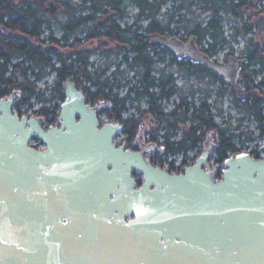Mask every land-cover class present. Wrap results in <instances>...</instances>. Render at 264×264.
Instances as JSON below:
<instances>
[{
    "label": "water",
    "instance_id": "obj_1",
    "mask_svg": "<svg viewBox=\"0 0 264 264\" xmlns=\"http://www.w3.org/2000/svg\"><path fill=\"white\" fill-rule=\"evenodd\" d=\"M183 47L179 59L226 76L194 38ZM65 88L60 125L47 129L14 111L15 94L0 99V264H264V157L237 152L218 177L206 139L170 172L146 155L155 146L118 144L122 123L101 124L74 82Z\"/></svg>",
    "mask_w": 264,
    "mask_h": 264
},
{
    "label": "trees",
    "instance_id": "obj_2",
    "mask_svg": "<svg viewBox=\"0 0 264 264\" xmlns=\"http://www.w3.org/2000/svg\"><path fill=\"white\" fill-rule=\"evenodd\" d=\"M51 1L57 3L58 9H62V14L66 16L64 21H58L57 19L52 20L48 16V13L54 14V12L58 10L56 9L51 12L46 9V6ZM132 1L138 6V14L136 17L148 19V23L145 25H143V23H138V28L140 30L142 29V31L137 34L132 24L123 25L116 23L114 19L107 29V32L101 33L100 37L105 36L108 40L112 41L117 39L124 44L121 49L123 58L122 60L118 59L119 63L117 67L118 69H123L119 67L121 61L129 65V67L137 65L141 70L140 75L142 74V82L138 84L139 82L134 80V78H129L127 83V86L129 85L127 94L125 96H119V93L118 95L112 93V97L110 98L112 105L105 109L106 112L115 118L121 119L122 112L130 99L132 101H139L145 98L148 105L147 109L143 110L141 116L139 118L137 116L134 118L132 117L130 121L124 122V132L126 134L138 135L142 133V130H144V133H147L151 129H160L163 126L165 130L159 135L161 141L159 146L161 148H167L166 151L171 150L174 152L195 148L198 143L204 142L209 138L215 146V151L218 155V164L223 165V161L227 157V151L233 149L235 151L236 147L233 140L237 136L233 131L231 132V128L233 127L230 124H228V126H221L214 121V113L211 107L223 104V100H219L217 104L212 105V103L208 101V95H205L200 104L195 103L193 100L188 99L186 92H182V87L173 83L172 76L167 77L165 80L162 79L160 74L162 68H158L155 65L158 59H153L154 54H151V50L149 49L150 45L146 36L152 30L163 29L161 23L164 14L161 16L159 15L160 17L157 15L166 0ZM216 1L215 5L207 1L206 4L202 6L204 9H208L205 13L208 18L204 26L202 25L201 19L198 18V15L197 19H193L194 9L192 10L189 8L188 13L181 12V10L186 7L185 0H182L178 5L174 6L175 12H180L181 18L179 19L181 22L185 21L187 18L190 24L193 23L190 34L191 37L195 39L196 43L201 39H205L206 36L211 38L210 41L206 40L207 47L205 48V52L207 54L212 53L218 44L221 45L226 41L220 21V6L222 7L223 5L225 8H228V14H230L231 8H236L237 6L235 0ZM124 4L125 0H79L77 3L73 0H0V23H5L10 29V32L14 33L8 42L4 41L5 36L0 33V80L5 79L4 73L7 70V68L3 69L2 67V65L5 64V61L2 62L3 52L9 48L12 54L17 52V55L22 56V59L15 63H13V60L11 61L12 69L9 78L11 88L19 89L23 95V100L19 102L18 106L30 102V98L37 93L35 90L36 79H31V75L34 76L36 72L35 69L37 65L41 64L45 67L53 66L52 57L48 55L50 48L42 50L37 44H31L27 38L28 36H30L31 40L38 38L43 33L44 28L46 26L50 27L52 23H73L74 26H77L79 23H99V19L101 18L98 17H102L105 5H107V7L111 6L112 10L116 11L118 16L124 17L126 14ZM109 9H107V11ZM166 12L168 13L169 11ZM205 14H203V16H205ZM133 23H137V20ZM181 26V23H177L178 29L182 28ZM170 29L171 31L174 30L172 27H170ZM52 36L53 32L50 30L48 37ZM93 36L95 35L92 34V37ZM76 52L80 55L75 60L76 62H80L78 64L80 70L76 74V78H78L85 72L86 59L90 52L83 50V47L79 50L76 49ZM153 61L156 66L154 67L155 70L153 68ZM27 62L31 64L25 66ZM182 68H184V71L188 75L195 71H199L203 77L204 75H209L226 83L225 79L220 77L216 71L204 63L197 65L189 59ZM263 68L264 65H262L260 69H253L251 72H243V83L244 86H246L245 101L241 98L232 96V94L230 95L227 88L221 87L220 83H216L219 97L224 98L227 94L232 96L231 99L233 101L235 100L240 110L245 108L250 112L249 114L254 115L262 134H264V95L261 94L262 91L260 86L264 85V76L261 77L259 81H256L255 77ZM152 70L160 74L159 76L154 75L153 87H151L152 78L149 80V77L152 76ZM18 71L19 74L17 73ZM66 74L67 72L63 73V78H65ZM158 81L160 82L158 83ZM187 81L188 80H186L184 84L187 83ZM207 86L209 85L204 84L203 86L200 84V90L204 92ZM187 92L189 94V91ZM175 93L180 94V101L174 105L171 111H165V101L171 99ZM190 93L192 95V91H190ZM249 100L251 102H249ZM179 131L181 137L177 139L175 136ZM217 176H220L219 172Z\"/></svg>",
    "mask_w": 264,
    "mask_h": 264
},
{
    "label": "flooded vegetation",
    "instance_id": "obj_3",
    "mask_svg": "<svg viewBox=\"0 0 264 264\" xmlns=\"http://www.w3.org/2000/svg\"><path fill=\"white\" fill-rule=\"evenodd\" d=\"M199 3L205 5L207 1H210V4L215 5L216 0H198ZM237 2L236 8L230 9V14L227 13V9L222 5L219 8V15L221 17V23L223 19L232 20L234 23H237L233 30L235 33V37H242L245 41V45H243L241 52L237 51V48H231L228 53H225L223 57L220 55L221 45L218 44L212 53H208L210 58H214L213 62L217 65L222 66L224 68V74L226 76H221L226 80V83H223L218 78L204 75V77L199 73V71H195L191 74H186L184 68L182 66L186 63L188 59L182 58L179 59L177 54L173 49L181 50L184 48V45L188 43L185 40V36L181 33V28L178 27L171 31V24L169 23H181V15L176 16L175 7L167 13H164V18L162 19V28L158 30H152L146 38H148V42L150 45L151 54H154L153 59H158L155 63L166 60L165 55H169L168 63L173 65L171 71H161V77L163 80L167 79V77H173V83L178 84V80L186 81L189 77L195 78V83L198 89L200 90V84L204 86V84L209 85L211 88V92H214L213 95L215 99L212 101V104H217L219 100H223L224 98L219 97V93L216 89V83H220V86L227 88V91L230 92V95L241 98L242 100H246V86H243V75L245 71H252L253 69H257L256 64L261 63L264 65V49L262 48L263 44H259L260 35L264 37V0H235ZM110 8V9H109ZM104 12L102 13V18H107L104 23H79L77 26H74L73 23H52V37H47L45 39L42 34L38 38H34L31 40L30 36H28V40L31 44H37L39 48L45 50L50 48L48 51V55L52 57L53 66H46L50 68V70L54 73V85L53 88H50L49 97L46 99L40 100L42 104L38 108H34L33 112L28 114L32 116H36L40 119V122L44 128H49L52 125L59 126L60 112H61V103L64 101L66 97V88L65 83L68 81L74 82L76 88L81 91L84 102L89 104L90 106H94L96 108V112L98 114L100 123L102 122L101 114H106V108L112 105L111 97L112 93L117 94L119 89L124 86L126 82L123 79L124 76H128V74L124 73V69H118L119 60L117 59L118 54H121V49L124 44L119 40H108L105 36L100 37L101 33L107 32L110 24L114 21L116 23H128V21L123 19V16H118L116 11L112 10V7L107 5L104 6ZM107 9H109L107 11ZM203 14L207 12L208 9H204L202 7ZM223 9H225L228 16L225 17L223 15ZM106 11V12H105ZM173 14V15H172ZM183 17V16H182ZM259 21L262 30L261 34H259L258 30H256V23ZM137 31V34L142 31L138 28V23H131ZM0 33L5 36L4 41H10V38L14 35V33L10 32V29L5 25V23H0ZM92 34L95 36L92 37ZM238 41V39H236ZM169 40L168 45L165 44L164 41ZM127 46V45H126ZM83 47V50L86 52H90L87 55L86 59V67L83 75L76 78L77 72L79 69V63L75 60L78 58L79 53L76 52V49H80ZM207 47L206 39H201L197 45L196 49L201 54H205V48ZM187 48H190L187 46ZM123 51V50H122ZM19 53V52H18ZM93 54H98L97 59H91ZM111 56L110 59H107L108 56ZM227 54V55H226ZM17 57L22 56L17 55V52L11 53L10 49L7 48L5 52H3V61L5 64L2 65L3 69L7 68L4 73L5 79L0 80V99L6 98L11 94H15V100L13 107L14 109L18 106L19 102L23 100V95L21 91L17 88H11L10 83V74H11V61ZM171 60L173 62H171ZM109 61V62H108ZM17 61H13L15 63ZM108 62V63H107ZM30 65V62H27ZM89 63V64H88ZM197 65H201L202 62H194ZM115 65L111 67L112 65ZM181 64V66H180ZM27 64L25 63V66ZM40 65V64H38ZM153 61V68L156 67ZM45 67V68H46ZM48 68L44 70L35 69L34 78L35 81H40V78L47 76ZM110 68H113L112 70ZM135 68L137 71L133 72L131 78H134L138 84L142 81V74L140 75L141 70L136 65ZM110 69V70H109ZM155 70V68H154ZM152 70L149 80L152 78V85H154V75L159 76L160 74L156 71ZM65 78H63V73H66ZM19 74V71L17 72ZM141 77V78H140ZM129 79V78H128ZM158 80V79H157ZM192 82L191 80H188ZM234 81L237 85H242L243 89L240 93L237 92ZM160 81H158L159 83ZM155 87V86H154ZM262 95H264V85H261ZM45 88V87H44ZM245 88V89H244ZM40 89L39 92L43 93ZM187 96L190 97L191 93L186 92ZM226 95L229 99L232 96ZM110 96V97H109ZM198 97V96H197ZM191 98V97H190ZM190 100V99H189ZM249 102H251L249 100ZM264 103V102H263ZM30 105H34L33 102H27L23 105V107H30ZM19 107V106H18ZM20 110H22L19 107ZM143 110L137 114L139 118L142 114ZM108 114V113H107ZM108 117L112 120H118L122 123L121 130L115 135V139L118 144H124L127 148L133 150H142L147 145L155 146L153 151L146 153V155L150 158V160L155 164L162 163L164 153H167V148H161L159 143H161L159 135L160 131L158 129H151L147 133H139L138 135H130L124 132L126 120L123 118L115 119V117L108 114ZM103 123V122H102ZM171 129V127H170ZM173 129V128H172ZM123 131L122 136L119 134ZM175 136V135H174ZM36 146L44 147V144L39 139L35 138ZM163 166V165H162ZM166 168L171 172H181L183 168L179 167L178 169H172V164L166 166ZM134 176L138 179L139 184L141 183L142 175L134 172Z\"/></svg>",
    "mask_w": 264,
    "mask_h": 264
},
{
    "label": "rangeland",
    "instance_id": "obj_4",
    "mask_svg": "<svg viewBox=\"0 0 264 264\" xmlns=\"http://www.w3.org/2000/svg\"><path fill=\"white\" fill-rule=\"evenodd\" d=\"M15 1V0H13ZM75 1L76 3L79 1V0H73ZM182 0H166V2L163 4L160 12L158 13V17H160L161 15H163L166 11H168L169 9L171 10L172 6H176L178 5ZM174 2V3H173ZM185 3H186V7H184L186 9V11H184L183 13L187 12L188 13V9H194V13H193V19H197V15H198V18L201 19L202 21V25L204 26L205 24V21L207 20V15L205 14V16H203V9H202V4L199 3L198 0H185ZM58 9V7H57ZM124 9L126 11V14L124 15L123 19L128 21V23H122L123 25L125 24H131L133 23L135 20H137V23H143V25H145L146 23H148V19L146 18H141V17H136L137 14H138V6L135 5L133 3L132 0H125V4H124ZM186 13V14H187ZM223 15L228 16L225 9H223ZM176 16H178L180 14V12L176 11L175 12ZM160 15V16H159ZM48 16L52 19V20H58V21H64L66 16L62 14V9H58L56 12H54V14H51V13H48ZM58 16V17H57ZM185 17V15H184ZM98 18H102L101 16L98 17ZM222 24V29H223V34H224V37L226 38V41H224L222 44H221V49H220V55L221 57L224 58V54L225 53H228L230 51L231 48H237V51L238 52H241V49L243 47V45H245V41L242 37H235L237 40H235V38L231 35V32L233 31L231 25H236L237 23H234L232 20H229L228 18L226 19H223V22L221 23ZM181 33L185 36V38H189L191 37V34H190V30L192 28V24H190V21L189 19L186 18V20L181 23ZM185 26V27H184ZM171 27L172 28H177V25L175 23H171ZM50 30H52V24L50 27L46 26L43 30V33H42V36L47 39V37L49 36L50 34ZM227 34V36H226ZM207 41H209L211 38L209 36H206L205 38ZM131 55V54H130ZM227 55V54H226ZM98 54H93L91 56V59H97L98 58ZM108 56V54H107ZM154 56V55H153ZM166 56V60L164 61H160L157 63V67L158 68H162L161 70L163 71H171L172 68H173V65L168 63V58H169V55H165ZM111 56H108L107 59H110ZM21 57H17L15 58L13 61H19ZM123 58V53L121 54H118L117 56V59H121L122 60ZM109 62V61H108ZM107 62V63H108ZM171 62H173L171 60ZM28 64V63H26ZM115 66L114 64L111 66L113 67ZM261 63H258L256 64V67L257 69H260L261 68ZM120 68H123L125 69L124 73L128 74V76H124L123 75V79H125V83H124V86L119 89V96H125L127 94V90H128V86H127V83H128V78H131V76L133 75L132 73L136 71V68L135 66H132V67H129V65H127L125 62L121 61V64L119 65ZM48 67L45 68V66L43 65H37L36 69L38 70H44V69H47ZM111 70L113 68H110ZM109 69V70H110ZM264 76V68L259 72V74L255 77L256 78V81H259L261 79V77ZM34 78L33 75H31V79ZM135 80V79H134ZM188 80H191L192 82L190 81H187V83L184 84L183 81H180L178 80V85L181 88L182 92H187V91H192V95L190 96L191 100H193L195 103H199L200 101V97H199V93H198V88L195 83V78H191L189 77ZM133 81V80H132ZM36 82V88L35 90L37 91L36 95L35 96H32L30 98V102H33L34 105H30V107H25V110L29 111V112H33V109L34 108H38L42 102H40V100L42 99H46L47 97H49V94H50V88L52 87L53 88V85H54V73L50 70V68H48V74L47 76L45 75L44 77L40 78V81H35ZM183 82V83H182ZM242 86V85H241ZM45 87V88H44ZM243 87V86H242ZM41 90L44 89V91H42L43 93L39 92ZM210 89H213L211 88L210 86H207L206 90L204 92H201L200 91V96L201 97H204L205 95H208L210 96V99L214 100L215 97L213 95L214 92H211ZM216 89H217V85H216ZM198 96V97H197ZM180 100V94L179 93H175L174 94V97L167 100V102H165V105H164V109L165 111H170L173 107V105L178 102ZM164 103V102H163ZM134 104V105H133ZM133 104L130 103V107L125 111L124 113V117L126 119V122L130 121V118H134L136 117V115L138 113H140L141 110H144V109H147V101L145 98H142L140 99L139 101L137 100H134L133 101ZM128 105V104H126ZM137 105V106H135ZM16 108L18 109L19 107L16 106ZM24 108V107H23ZM211 110L212 112L214 113V121L219 124V125H227L230 124L233 128H231V132L233 131L237 136L236 138L233 140V142L235 143V140L237 143H241L239 142L238 140L242 139L243 137V133H246V132H250V133H253V135L257 136L259 135L258 139H262L263 135L261 130L259 129L258 127V123L256 121V118L254 117V115H251L249 114L250 112L247 111V109L243 108L242 110H240L235 102V100H228V101H224L223 104L221 105H217V106H213L211 107ZM102 116V120L107 119L109 120L110 117H108V114L106 113L105 115L104 114H101ZM122 118H123V115H122ZM160 131V133H162L165 128H163V126L158 129ZM144 130H142L143 132ZM124 133L123 131H121V133L119 134V136H122ZM174 137V136H173ZM177 137V135L175 136ZM32 143H35V140H32ZM264 142L262 141L261 144H263ZM194 151H191V153H193ZM167 156H168V153H165L164 154V157L162 159V164L164 163L165 165V162H166V159H167ZM181 157L180 154H176V158H179ZM166 158V159H165Z\"/></svg>",
    "mask_w": 264,
    "mask_h": 264
},
{
    "label": "built area",
    "instance_id": "obj_5",
    "mask_svg": "<svg viewBox=\"0 0 264 264\" xmlns=\"http://www.w3.org/2000/svg\"><path fill=\"white\" fill-rule=\"evenodd\" d=\"M173 97H174V95L171 98H173ZM199 97L201 99H200L198 104H200L201 101L203 100V97L200 96V93H199ZM225 100L228 101L227 96L225 97L224 101ZM209 101L212 102V99H210V97H209ZM165 102H167V101H165ZM174 105H173V107H174ZM104 120H107V119L104 118ZM258 127L260 129L259 124H258ZM177 135H178L177 137H181L180 131H179V133ZM177 137H175V138H177ZM258 137H259V135L255 136V135H253V133L246 132V133H243L242 139L238 140L241 143H237L236 140H235L234 145H235L236 149L246 150V151H249V152H251L253 154L264 156V143L261 144L262 141L264 142V135H263L261 141H260V139H258ZM201 149H202V143H198V145L195 148L190 149L187 152L178 153V154L181 155V157H179V158H176V154L169 152L168 156H167V159L165 158L166 159L165 166H168V165L172 164V167L174 169H178L183 163L193 162L195 157L197 155H199ZM191 151H194V152L191 153ZM227 152L230 153L231 150H228ZM210 165L212 167H216V165H217V153L216 152H214L212 154L211 158H210Z\"/></svg>",
    "mask_w": 264,
    "mask_h": 264
},
{
    "label": "bare ground",
    "instance_id": "obj_6",
    "mask_svg": "<svg viewBox=\"0 0 264 264\" xmlns=\"http://www.w3.org/2000/svg\"><path fill=\"white\" fill-rule=\"evenodd\" d=\"M89 64V63H88Z\"/></svg>",
    "mask_w": 264,
    "mask_h": 264
}]
</instances>
